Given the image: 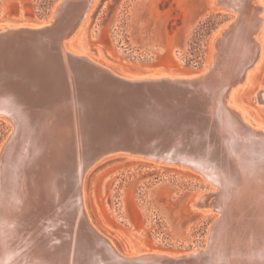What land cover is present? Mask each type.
<instances>
[{
    "label": "bare ground",
    "instance_id": "1",
    "mask_svg": "<svg viewBox=\"0 0 264 264\" xmlns=\"http://www.w3.org/2000/svg\"><path fill=\"white\" fill-rule=\"evenodd\" d=\"M216 1L230 7L235 18L213 37L200 72L127 75L173 86L200 105L195 120L183 114L169 121L179 133L157 157L141 158L186 165L215 186L191 200L192 207L217 211L206 245L178 254L115 249L85 211L83 169L92 137L82 101L67 90L54 96L43 90L38 98L39 89L12 81L10 68L0 62V114L13 124L0 149V264H264V127L232 102L233 85L246 81L261 56L264 4ZM93 2H58L53 11L59 34L78 19L80 24ZM3 27L0 33H19L15 26ZM50 41L59 44L55 51L66 69L67 53L94 61L68 47L63 36L51 35Z\"/></svg>",
    "mask_w": 264,
    "mask_h": 264
},
{
    "label": "rangeland",
    "instance_id": "2",
    "mask_svg": "<svg viewBox=\"0 0 264 264\" xmlns=\"http://www.w3.org/2000/svg\"><path fill=\"white\" fill-rule=\"evenodd\" d=\"M60 1L0 0V15L23 11L49 18ZM234 14L216 0H94L65 44L119 73L128 66L163 74L200 72L210 42ZM260 41L261 56L246 81L233 85L232 102L264 127V19ZM10 121L0 114V149L13 131ZM190 168L130 155L103 157L84 174L87 218L121 253L200 249L217 211L192 207L191 200L215 186ZM131 238L143 251L133 249Z\"/></svg>",
    "mask_w": 264,
    "mask_h": 264
},
{
    "label": "water",
    "instance_id": "3",
    "mask_svg": "<svg viewBox=\"0 0 264 264\" xmlns=\"http://www.w3.org/2000/svg\"><path fill=\"white\" fill-rule=\"evenodd\" d=\"M84 17L83 14L82 19ZM0 22V25L15 26L19 32L13 36L6 31L0 33V62L10 68L7 73L12 81L34 91L39 89L38 98L43 90L50 96L67 90L82 101L92 137L91 153L83 173L99 159L110 155L157 157L161 147L179 133L171 128V119L183 114L194 120L201 116L197 113L200 105L192 95L146 78L127 76L159 72L128 66L124 68L125 73H119L94 59L73 53H67L66 69L55 51L59 44L51 42L50 37L69 39L77 30L79 19L60 34L54 11L49 18L38 13L18 11L9 15L4 12ZM4 28L7 27L0 30ZM184 138L181 136L180 140ZM131 241L135 247L141 245L135 239Z\"/></svg>",
    "mask_w": 264,
    "mask_h": 264
}]
</instances>
